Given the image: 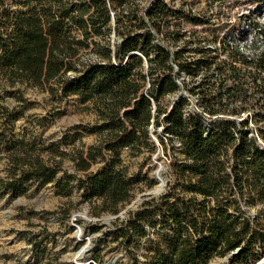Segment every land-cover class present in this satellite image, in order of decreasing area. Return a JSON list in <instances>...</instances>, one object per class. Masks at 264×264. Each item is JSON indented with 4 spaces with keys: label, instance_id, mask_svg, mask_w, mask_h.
Instances as JSON below:
<instances>
[{
    "label": "trees",
    "instance_id": "1",
    "mask_svg": "<svg viewBox=\"0 0 264 264\" xmlns=\"http://www.w3.org/2000/svg\"><path fill=\"white\" fill-rule=\"evenodd\" d=\"M126 2L21 0L17 7H4L0 0V79L11 86L48 88L60 98L74 95L81 103L94 102L100 122L88 130L97 133L100 142L88 151L78 149L73 160L86 173L88 198H102L103 210L112 213L131 199L138 181V175H129L118 150L154 151L150 126L154 124L157 133L163 125L159 141L171 158L172 178L159 197L146 199L114 231L133 264L140 262L134 247L143 239L147 264H207L237 248L229 264L259 261L264 257V46L252 40L248 52L242 48V35H228L222 46L226 56L220 60V54L208 48L186 55L189 49L184 46L191 41L178 42L187 31L169 29L178 7L167 0H149L130 3L127 12ZM126 19L129 25H123ZM191 22L208 24L203 31L211 35L229 26H212L213 15ZM239 24L233 22V32L240 30ZM253 25L259 34L255 37L264 43V22L255 19ZM164 29L181 47L174 50L162 42ZM112 31L121 39L111 42ZM91 43L98 58L80 62L81 50ZM169 58L178 69L166 63ZM203 70L213 72L220 83H193L189 89L200 98L191 105L185 95L172 107L163 102L180 90V72L195 78ZM19 100V107L0 101L4 128L27 107L21 95ZM241 112L245 116L237 117ZM4 131L0 144L6 139ZM14 142L10 178L0 182V194L15 192L31 179L41 184L64 180L67 184L60 185L66 189L75 178L66 171L63 179L58 177L66 151L53 141L41 147L51 151L48 161L36 152L37 145ZM105 150H112L113 157L91 170ZM251 207L257 209L253 218L248 216Z\"/></svg>",
    "mask_w": 264,
    "mask_h": 264
},
{
    "label": "rangeland",
    "instance_id": "2",
    "mask_svg": "<svg viewBox=\"0 0 264 264\" xmlns=\"http://www.w3.org/2000/svg\"><path fill=\"white\" fill-rule=\"evenodd\" d=\"M18 1L21 0H4V7H17ZM126 1L125 7L128 12L127 6H130V3L137 2L143 5L149 0ZM167 1L178 7L180 11L171 19L169 29L181 27L182 31H187L184 39L178 42L181 45L186 39L191 41L189 45L184 46L187 50L189 49L186 55L208 48L214 55L220 54V60L226 56V53L222 52V46L223 40L228 35H235L238 39H240L238 35H242V48L248 52L250 51L248 45L252 40H257V47L264 46V43L255 37L259 34L255 33L253 25L255 19L264 22V3H259L257 0ZM2 8L0 5V13ZM120 13L123 15L122 12ZM211 15L215 21L212 26L219 27L227 22L229 26L211 35L203 31L208 24L191 22L193 18L203 20ZM142 17L143 12L139 11V19ZM235 21L240 23L237 25L240 30L233 32L232 24ZM129 24L130 22L126 19L123 25ZM167 30L164 29L165 32L160 35V39L164 44L177 50L181 45H177L166 37ZM111 38V42L116 38L120 40L121 35L112 31ZM97 58L98 55L92 49V43L90 47L80 52V62ZM143 61V68L146 70L148 64L144 56ZM166 63H172L178 69L176 62L170 58ZM179 80L180 90L168 94L163 99L164 103L171 105L181 95H185L191 105V101L200 98V95L192 94L189 89L193 87V83L206 82L212 86L216 82L215 86L220 83L219 77H214L213 72L206 73V70L195 78L184 71L180 72ZM19 95L25 99V103H28L27 107L19 116L12 118L5 128L0 118V130L5 129L6 137L0 144V182L10 178L13 164L11 157L13 148H10V144L16 140L37 145L40 149L36 152H41L47 161L53 157L51 151H41V147L53 141L60 149L66 151L62 159L63 171L58 173V177L63 179L66 171L73 174L75 178L68 183L69 186L66 189H62L60 185V183H66L64 180L59 183L52 181L41 184L38 180L31 179L25 182L23 188H17L15 192L6 190L0 194V264H133V259L116 239L114 231L121 220L128 218L130 212L137 210L146 199L159 197L163 193L144 194L146 198L138 200L134 206V201L140 194L158 187V170L164 176L163 182H165L162 184L164 187L172 178L171 158L159 141L163 125L158 127L157 133L155 125L150 126L151 138L157 146L154 151L148 148H143L137 153L129 148L118 150L124 165L128 168L129 175H138V181L133 185L131 199L122 203L119 206L120 211L116 214L103 210L102 198L92 200L88 198L87 186L83 184L87 181L86 173L79 171L73 160L78 149L88 151L92 145L100 142V136L88 130L100 122L94 102L81 103L74 95L60 98L58 95L54 96L48 88L26 84L11 86L6 80L0 79V101L9 107H19L21 104ZM233 106L236 107V104ZM245 113L241 112L237 117L242 118ZM168 147L170 148L169 144ZM103 153L104 156L92 162L91 170L96 171L102 168L114 154L112 150H105ZM170 153H172L171 150ZM97 211H101L100 214ZM256 211V207H251L248 216L253 218ZM108 216L113 217L108 219ZM134 248L138 251L139 264H147L143 257L148 248L145 239L140 247L136 244ZM207 264H229V259L217 255ZM250 264H264V257Z\"/></svg>",
    "mask_w": 264,
    "mask_h": 264
},
{
    "label": "water",
    "instance_id": "3",
    "mask_svg": "<svg viewBox=\"0 0 264 264\" xmlns=\"http://www.w3.org/2000/svg\"><path fill=\"white\" fill-rule=\"evenodd\" d=\"M138 52H133L132 54H136ZM176 101V100H175ZM175 101L171 104V107L172 105L175 103ZM165 191V187L162 186L160 189H157V188H153L152 190H149L148 192L146 193H142L139 195V197L134 201V206H135V203L138 201V200H144L146 197H144L145 195L144 194H147V195H151V194H161L162 192ZM144 195V196H143ZM113 216H108L107 218L110 219L112 218ZM239 249L237 248L236 250L232 251L231 253H229L228 255L224 256L225 259H229L230 255H232L233 253H235L236 251H238ZM105 264V263H104Z\"/></svg>",
    "mask_w": 264,
    "mask_h": 264
},
{
    "label": "bare ground",
    "instance_id": "4",
    "mask_svg": "<svg viewBox=\"0 0 264 264\" xmlns=\"http://www.w3.org/2000/svg\"><path fill=\"white\" fill-rule=\"evenodd\" d=\"M157 178H158V180H159V185H158V187H156L157 189H160L163 185V183L165 182H163V180H164V176H163V174L158 170L157 171ZM162 185V186H161ZM82 253V252H81Z\"/></svg>",
    "mask_w": 264,
    "mask_h": 264
}]
</instances>
